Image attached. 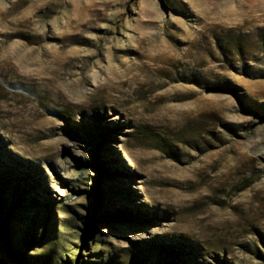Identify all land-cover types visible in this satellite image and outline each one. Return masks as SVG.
I'll list each match as a JSON object with an SVG mask.
<instances>
[{
	"label": "rangeland",
	"instance_id": "obj_1",
	"mask_svg": "<svg viewBox=\"0 0 264 264\" xmlns=\"http://www.w3.org/2000/svg\"><path fill=\"white\" fill-rule=\"evenodd\" d=\"M1 194L0 264H264V0H0Z\"/></svg>",
	"mask_w": 264,
	"mask_h": 264
},
{
	"label": "trees",
	"instance_id": "obj_2",
	"mask_svg": "<svg viewBox=\"0 0 264 264\" xmlns=\"http://www.w3.org/2000/svg\"><path fill=\"white\" fill-rule=\"evenodd\" d=\"M97 124H98V121H97ZM88 129V133L90 134V135H92L93 137H95V139L97 140V144H96V146L99 148L100 147V145H101V143H102V139H103V136L102 137H100V140H99V136L97 137V133H96V129L95 128H87ZM98 129H100V130H104V128L100 125V124H98ZM9 182H11V181H9ZM14 201H15V205H18L19 203H22V196H19L18 197V195L16 196V198L14 199ZM2 202H4V199H3V195L1 194L0 195V203L2 204ZM17 257V256H16ZM19 259V261H21V259L20 258H18ZM136 260H138L141 264H144L145 262L144 261H142L141 260V258H140V255H138L137 257H136Z\"/></svg>",
	"mask_w": 264,
	"mask_h": 264
},
{
	"label": "bare ground",
	"instance_id": "obj_3",
	"mask_svg": "<svg viewBox=\"0 0 264 264\" xmlns=\"http://www.w3.org/2000/svg\"><path fill=\"white\" fill-rule=\"evenodd\" d=\"M113 158H114V163L112 164L113 169L116 172H118L121 175V177H124L125 175H127V173L123 169V167H122L121 162L119 161V159L116 156H114ZM123 173H125V174H123Z\"/></svg>",
	"mask_w": 264,
	"mask_h": 264
}]
</instances>
